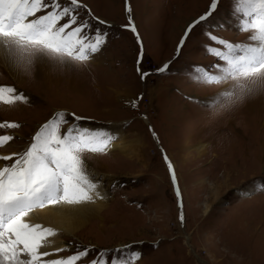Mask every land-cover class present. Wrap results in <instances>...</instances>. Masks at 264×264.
I'll list each match as a JSON object with an SVG mask.
<instances>
[{
	"label": "rangeland",
	"instance_id": "1",
	"mask_svg": "<svg viewBox=\"0 0 264 264\" xmlns=\"http://www.w3.org/2000/svg\"><path fill=\"white\" fill-rule=\"evenodd\" d=\"M85 3L109 22L106 46L86 65L53 60L51 87L43 89L27 80L31 70L20 68L25 73L16 80L0 61V85L29 98L0 103V122L22 125L0 130L22 138L0 147V155L22 151L57 110L85 117V127L118 130L119 148L85 155L93 173L103 177L106 205L80 231L61 235L68 245L105 249L133 243L142 252L137 264H264V192L241 195L253 181L264 182V89L229 107H203L189 97L212 96L223 87L189 82L191 66L215 60L205 55L204 28L193 25L176 52L185 29L210 0H127L136 33L124 27L126 0ZM221 3L216 19L225 30L216 34L244 41L249 34L236 30L230 0ZM169 61L168 71H156ZM138 68L152 74L142 80ZM258 98L260 106L249 109ZM133 100L135 107L128 103ZM198 142H208L206 153H199ZM164 155L174 166L179 199ZM54 253L71 255L72 248Z\"/></svg>",
	"mask_w": 264,
	"mask_h": 264
},
{
	"label": "snow or ice",
	"instance_id": "2",
	"mask_svg": "<svg viewBox=\"0 0 264 264\" xmlns=\"http://www.w3.org/2000/svg\"><path fill=\"white\" fill-rule=\"evenodd\" d=\"M218 8H223L221 0H210L209 8L187 26L176 49L179 54L193 25L204 28L205 55L215 60L191 66L189 82L223 87L212 96L189 98L210 109L229 107L264 89V0H230L236 30L249 34L240 42L216 34L225 30V25L216 19ZM125 11L129 23L124 27L136 33L127 0ZM105 25L109 22L95 16L85 0H0V61L25 70L34 59L86 65L106 46L109 33ZM170 63L165 62L156 71H168ZM137 70L142 80L152 74ZM18 102L28 103L29 98L12 85H0V103ZM128 103L136 106L135 100ZM83 119L57 110L38 127L22 151L0 155V264H137L140 260L142 252L133 243L105 249L69 244L54 252L71 247L72 254L56 257L47 249L51 243L48 237L55 236L58 230L35 222L39 210L61 212L104 199L103 177L93 173L85 155L106 153L119 132L82 126ZM20 127L18 122H0V130ZM153 136L156 138L155 133ZM14 139L22 138L7 132L0 134V147ZM164 160L179 199L174 166L167 155ZM255 192H264V182L253 181L241 195ZM179 221L181 225L184 222L182 212Z\"/></svg>",
	"mask_w": 264,
	"mask_h": 264
},
{
	"label": "bare ground",
	"instance_id": "3",
	"mask_svg": "<svg viewBox=\"0 0 264 264\" xmlns=\"http://www.w3.org/2000/svg\"><path fill=\"white\" fill-rule=\"evenodd\" d=\"M52 61L53 60L34 59L32 65H31L32 68L30 67L29 69H27L29 71L31 70L30 73H32L33 76L30 78L28 76L27 80L28 79L32 80V83L35 85L40 84V86H42L43 89H46L47 87H48L47 89H49L51 87V82H52L51 81L52 78L50 77V71H51L50 69H53L55 67L53 65ZM1 62H3V61H1ZM7 66H8L7 68L9 69V73L16 80H20L21 74L23 75V73H25L23 71H27V70H24L22 68L21 69L23 71L20 69H13L9 65H7ZM21 78H23V77H21ZM50 96L47 95L46 98L48 97V99H49ZM260 99L261 98L253 100L251 102L253 104L250 105L249 109H252L254 104L259 105ZM6 108H8V107H6ZM188 146L191 147L194 145L189 144ZM119 147H120V145H117L116 142H114L110 149H114V148L116 149ZM208 147H209L208 142L207 143L206 142L199 143L197 146L200 154L206 153V151H208ZM101 201L102 200H98L95 203L86 204V205L80 206V207L75 208V209L68 208V209H65L64 211H61V212L50 211L47 209H42V210L38 211L35 218H34L35 222L42 223L41 225L46 226V227H50L48 225H51L53 228L57 227L58 229H60V231H57V234L55 236L48 237V240L51 241V243H50V245H48V247L55 249V248H62V247H65L66 245H68L67 242L64 240V238L61 237V235H64V236L73 235L76 231L78 232L81 230V226L84 225L86 220H88V217L98 216L100 210L106 205V202H101ZM47 250L50 252V248ZM50 253H53V255L56 256V254L54 252H50Z\"/></svg>",
	"mask_w": 264,
	"mask_h": 264
}]
</instances>
